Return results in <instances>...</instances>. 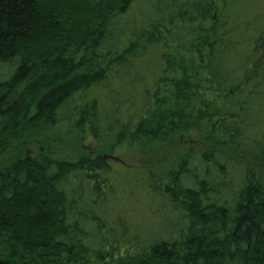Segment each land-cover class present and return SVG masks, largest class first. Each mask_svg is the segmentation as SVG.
Wrapping results in <instances>:
<instances>
[{
    "label": "trees",
    "instance_id": "trees-1",
    "mask_svg": "<svg viewBox=\"0 0 264 264\" xmlns=\"http://www.w3.org/2000/svg\"><path fill=\"white\" fill-rule=\"evenodd\" d=\"M0 264H264V0H0Z\"/></svg>",
    "mask_w": 264,
    "mask_h": 264
},
{
    "label": "rangeland",
    "instance_id": "rangeland-1",
    "mask_svg": "<svg viewBox=\"0 0 264 264\" xmlns=\"http://www.w3.org/2000/svg\"><path fill=\"white\" fill-rule=\"evenodd\" d=\"M8 70L7 66H3V69H1V72H6ZM10 73L8 75H4L1 80H6L10 78ZM53 145L50 146L52 150L56 151L60 155H67V156H78L80 154H83L84 152H95L96 147L91 138H88L84 145V149H77L73 148L71 144H73L74 138L71 135H67L65 133H60L59 135H52ZM59 156V155H57ZM111 163H119L127 165L134 164V161H132L128 157L122 156V153L120 151H117L114 156H110ZM135 165V164H134ZM115 169L122 170V168L117 166ZM123 188V185L121 186ZM114 198V196H113ZM136 198L140 199L142 201V204L139 206V209L134 211V214L130 212L131 209H133V201L129 198H126L123 193L119 194L115 197V201L111 203L110 206L105 207V214L104 217L107 219V226H106V237L109 239L110 236H113V234L120 235V232H125L126 236L130 238V232L131 230L135 228H148L151 230H154V232H158L165 223V219L163 215L160 214H152V211L149 213L147 207V199L145 198L143 191L139 190L137 191ZM154 207V205H152ZM149 208V207H148ZM152 209V207L150 208ZM125 224L127 225L124 231H121L122 227L121 225ZM172 224V223H169ZM123 234V233H122Z\"/></svg>",
    "mask_w": 264,
    "mask_h": 264
}]
</instances>
